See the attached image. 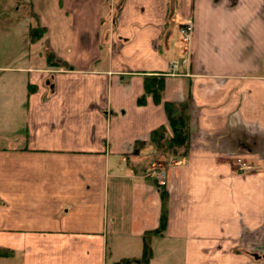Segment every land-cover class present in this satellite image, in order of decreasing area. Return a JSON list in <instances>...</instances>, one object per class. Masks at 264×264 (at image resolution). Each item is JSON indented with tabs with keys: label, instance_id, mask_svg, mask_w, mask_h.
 <instances>
[{
	"label": "crops",
	"instance_id": "1",
	"mask_svg": "<svg viewBox=\"0 0 264 264\" xmlns=\"http://www.w3.org/2000/svg\"><path fill=\"white\" fill-rule=\"evenodd\" d=\"M158 163L147 264H264V0H0V264L140 258Z\"/></svg>",
	"mask_w": 264,
	"mask_h": 264
},
{
	"label": "trees",
	"instance_id": "2",
	"mask_svg": "<svg viewBox=\"0 0 264 264\" xmlns=\"http://www.w3.org/2000/svg\"><path fill=\"white\" fill-rule=\"evenodd\" d=\"M33 40L38 39V30H32ZM48 60H52V54H48ZM145 95H150L156 102L161 99L163 90V78L150 77L145 82ZM145 95L139 99V104H143ZM164 108L168 120V126L171 130L169 135L165 127H159L151 132L150 141L159 152H168L173 156L182 157L188 147L189 140V128H188V116H187V102L185 103H173L165 102ZM157 186L161 190L162 199V213L160 218V225L158 229L146 232L143 237V250L140 259H123L121 264H133L136 262L147 264L152 257V251L150 247V239L154 235H160L164 230L167 222V193L163 190V187L154 178Z\"/></svg>",
	"mask_w": 264,
	"mask_h": 264
},
{
	"label": "built area",
	"instance_id": "3",
	"mask_svg": "<svg viewBox=\"0 0 264 264\" xmlns=\"http://www.w3.org/2000/svg\"><path fill=\"white\" fill-rule=\"evenodd\" d=\"M179 33L182 37L183 42L187 44L191 38V25H189L188 23L181 25L179 28ZM173 67L176 66L173 65ZM164 176L165 175L163 172H159L158 174H156L157 181L162 185L164 183Z\"/></svg>",
	"mask_w": 264,
	"mask_h": 264
},
{
	"label": "rangeland",
	"instance_id": "4",
	"mask_svg": "<svg viewBox=\"0 0 264 264\" xmlns=\"http://www.w3.org/2000/svg\"><path fill=\"white\" fill-rule=\"evenodd\" d=\"M21 11H22V10H21ZM8 16H9V15H8ZM36 48H38V47L35 46V49H36ZM39 53H40L41 55L43 54L42 51L36 52L35 54H39ZM189 137H190V135H189ZM161 153H164V154H165V153H168V152H161ZM158 164H159V163H158ZM156 169L159 170V171H154V170H153V171H154V172H153V175H154L155 177H156V174H158V172H160V171L163 169V167H161V164H159V165L156 166ZM162 171H163V170H162ZM163 172H164V171H163ZM150 176H151V174H150ZM157 182H158V181H157ZM158 183H159V182H158ZM159 184H160V183H159ZM160 186H162V187H163V190H165V189H164V186H163L162 184H160ZM160 188H161V187H160ZM161 202H162V199H161ZM166 204H167V203H166ZM159 225H160V223H159ZM158 228H159V226H158L156 229H158ZM163 231H165V228H164ZM163 231H162V232H163ZM161 234H162V233H161ZM161 234H160V235H161ZM156 236H157V235H156ZM260 246H261V245H260ZM262 252H263V251H260V252H258V253H262ZM258 255H263V256H264V252H263V254H258ZM133 259H134V258H133ZM138 259H140V258H137V259H135V260H138ZM121 262H122V261L118 262L117 264H121Z\"/></svg>",
	"mask_w": 264,
	"mask_h": 264
}]
</instances>
